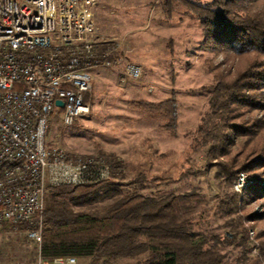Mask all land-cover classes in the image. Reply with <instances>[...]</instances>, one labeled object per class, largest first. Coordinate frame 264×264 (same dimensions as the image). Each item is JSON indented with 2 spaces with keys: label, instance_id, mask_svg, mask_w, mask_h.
<instances>
[{
  "label": "trees",
  "instance_id": "16d2710c",
  "mask_svg": "<svg viewBox=\"0 0 264 264\" xmlns=\"http://www.w3.org/2000/svg\"><path fill=\"white\" fill-rule=\"evenodd\" d=\"M162 4L169 12L180 4L194 11L204 33L202 46L215 54L207 60L214 83L203 86L209 91V109L194 136V143L205 150V168L216 167L229 185L240 170L249 171L253 183L248 199H264V0H162ZM220 54L224 58L215 61ZM134 104L148 117L160 118L161 128L170 135H177L180 109L175 94L139 98ZM120 173L94 182L49 186L43 257L75 255L97 262L144 255L147 264H264V230L258 233L260 254L254 256L246 243L245 223V218H264V211L238 213L236 191L218 202L225 212L237 213L230 222L232 230L213 234L202 229L197 214L203 200L200 192L147 193L151 184L174 178L139 172L122 182ZM93 204L99 206L85 208ZM226 241L243 247L236 262L219 248Z\"/></svg>",
  "mask_w": 264,
  "mask_h": 264
},
{
  "label": "rangeland",
  "instance_id": "374dc122",
  "mask_svg": "<svg viewBox=\"0 0 264 264\" xmlns=\"http://www.w3.org/2000/svg\"><path fill=\"white\" fill-rule=\"evenodd\" d=\"M94 11L101 43L139 63L142 75L129 77L121 67L94 68L92 90L87 95L89 111L72 124L63 122L61 111L54 112L47 134L49 143L71 154L107 156L117 163L115 172H121L118 178L122 182L139 172L148 177L174 178L151 184L145 189L147 193L200 192L203 200L197 214L202 229L213 234L232 230L230 222L237 213L225 212L218 204L229 191L239 194L238 213L246 216L264 211V199H248L247 190L253 183L249 171L245 170L250 177L247 186L236 189L237 176L229 185L216 167L207 170L205 150L194 143L197 126L209 109V91L203 86L214 83L207 60L215 56L202 46L204 33L196 13L184 4L169 12L162 0H98ZM223 58L220 54L214 60ZM171 94L179 100L177 135H170L161 128L160 118L148 117L134 104L139 98L156 100ZM245 219L249 226L246 243L255 256L261 251L262 237L258 233L264 230V218ZM25 231H17L10 224L0 225V264L34 263L35 243ZM219 248L234 262L243 251L236 242H221ZM76 264L147 263L145 256L139 255L106 257L97 262L78 257Z\"/></svg>",
  "mask_w": 264,
  "mask_h": 264
},
{
  "label": "built area",
  "instance_id": "2783aa9c",
  "mask_svg": "<svg viewBox=\"0 0 264 264\" xmlns=\"http://www.w3.org/2000/svg\"><path fill=\"white\" fill-rule=\"evenodd\" d=\"M97 1L0 0V223L26 228L38 248L33 264L78 262L75 255L41 254L47 186L106 179L117 167L103 154L81 156L50 144L54 112L72 124L89 111L96 67H121L132 78L143 71L101 43ZM249 178L239 171L235 188Z\"/></svg>",
  "mask_w": 264,
  "mask_h": 264
},
{
  "label": "bare ground",
  "instance_id": "6f19581e",
  "mask_svg": "<svg viewBox=\"0 0 264 264\" xmlns=\"http://www.w3.org/2000/svg\"><path fill=\"white\" fill-rule=\"evenodd\" d=\"M60 148L63 149L62 147H60ZM66 151H67V150H66ZM246 181H247V180L242 181L239 187H245V186H247V185H246Z\"/></svg>",
  "mask_w": 264,
  "mask_h": 264
},
{
  "label": "water",
  "instance_id": "95a60500",
  "mask_svg": "<svg viewBox=\"0 0 264 264\" xmlns=\"http://www.w3.org/2000/svg\"><path fill=\"white\" fill-rule=\"evenodd\" d=\"M57 103H59V104H63L64 101H63L62 99H58V100H57Z\"/></svg>",
  "mask_w": 264,
  "mask_h": 264
}]
</instances>
